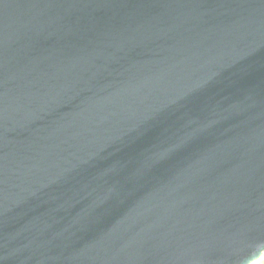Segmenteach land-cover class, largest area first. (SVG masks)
I'll return each mask as SVG.
<instances>
[{
	"label": "water",
	"instance_id": "1",
	"mask_svg": "<svg viewBox=\"0 0 264 264\" xmlns=\"http://www.w3.org/2000/svg\"><path fill=\"white\" fill-rule=\"evenodd\" d=\"M264 255V0H0V264Z\"/></svg>",
	"mask_w": 264,
	"mask_h": 264
},
{
	"label": "rangeland",
	"instance_id": "2",
	"mask_svg": "<svg viewBox=\"0 0 264 264\" xmlns=\"http://www.w3.org/2000/svg\"><path fill=\"white\" fill-rule=\"evenodd\" d=\"M253 264H264V255L257 262Z\"/></svg>",
	"mask_w": 264,
	"mask_h": 264
}]
</instances>
